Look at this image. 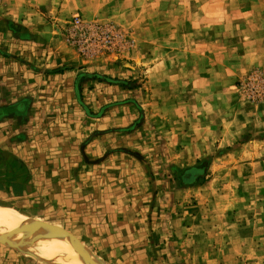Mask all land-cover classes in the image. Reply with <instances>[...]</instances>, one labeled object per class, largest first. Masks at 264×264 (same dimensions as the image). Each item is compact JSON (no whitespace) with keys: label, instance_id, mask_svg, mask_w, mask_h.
<instances>
[{"label":"rangeland","instance_id":"rangeland-1","mask_svg":"<svg viewBox=\"0 0 264 264\" xmlns=\"http://www.w3.org/2000/svg\"><path fill=\"white\" fill-rule=\"evenodd\" d=\"M138 1L170 18L190 0ZM210 1L194 35L140 34L79 13L56 21L80 59L47 63L71 70L59 97L50 79L53 92L30 99L42 53L20 40L9 48L0 208L40 223L69 257L66 239L99 264H264V0ZM8 21L0 28L21 38ZM16 235H0V264H55Z\"/></svg>","mask_w":264,"mask_h":264},{"label":"crops","instance_id":"crops-1","mask_svg":"<svg viewBox=\"0 0 264 264\" xmlns=\"http://www.w3.org/2000/svg\"><path fill=\"white\" fill-rule=\"evenodd\" d=\"M217 3L221 4L222 1L216 0L214 4ZM7 4V6L0 8V19L9 20L8 22H18L21 24L22 30H19L21 38L18 39L16 32L0 28V72H2L5 67V63H9L7 59V54L10 51L9 48L17 46L16 42H18V40L24 41L27 47L30 46V54L33 55L36 53L35 51H40L42 55L38 59L42 60L39 62L43 68H37L40 72L34 73L33 80L35 82H33L34 84L31 83L30 96H28L31 99L35 98L37 92H53L50 89L52 84L50 79H58V81L54 83V88L57 91L53 93H55L56 97H59L62 92L61 86L67 83V81L65 82L64 80L67 79L66 77L69 72L71 74V70L66 69L52 73L50 72V68H48L49 64H47L49 61H55L53 66H61L63 64H65V66H75L80 62L75 52L65 44L61 33L57 32L54 28V23L56 21L57 23H61L71 14L79 13L84 19L90 21L113 20L122 25L134 26L139 30L140 34L170 35L172 37L179 36L180 34L194 35L195 32L201 31L200 28L199 30H195L194 28L199 24L201 25L200 19L202 14H199L202 10L204 12V22L211 19L210 12L212 2L210 0L198 2L196 6L201 9V11L196 13L195 3L193 0H190L186 11L181 13L180 16L178 11L175 10L176 7H174L175 9L171 8L172 14L170 18L166 15L164 16V14L160 15V11L156 9L153 3L139 4L138 0L127 2L124 0H110V2L104 0H9ZM172 5H174L173 2ZM115 11L124 12L113 13ZM126 11L133 12L130 14V12L126 13ZM141 13H148V15L143 17ZM185 16L194 17L196 19V24H193L194 21L192 19V26L181 28L179 26V21ZM202 26H204V23L200 27ZM202 30V32L205 33L203 28ZM5 47H8V50L5 49ZM258 64L263 65L264 58L260 60ZM35 74L40 76H35ZM0 75L2 74L0 73ZM59 80H62V83L59 82ZM72 80L74 82L75 78L73 77ZM36 84L37 86L34 88ZM41 86L43 88L42 90H40ZM35 90H37L36 93ZM47 94L48 93H44L43 95L46 96Z\"/></svg>","mask_w":264,"mask_h":264},{"label":"bare ground","instance_id":"bare-ground-1","mask_svg":"<svg viewBox=\"0 0 264 264\" xmlns=\"http://www.w3.org/2000/svg\"><path fill=\"white\" fill-rule=\"evenodd\" d=\"M33 221L26 220L19 216H16L9 209L0 208V235H14L20 234L16 238V244L22 245L28 251L38 254L42 259H45L47 262L55 264H90L85 258L80 255L78 252L74 251L77 258L69 257L62 250H69L68 247L62 248V245H55L50 238L45 234L42 229L36 226ZM15 237H9L8 240L12 241ZM66 239V238H63ZM67 245L74 246L68 239ZM14 242V241H12ZM22 243V244H21ZM62 246V247H61ZM92 256V255H91ZM92 258H94L92 256Z\"/></svg>","mask_w":264,"mask_h":264},{"label":"water","instance_id":"water-1","mask_svg":"<svg viewBox=\"0 0 264 264\" xmlns=\"http://www.w3.org/2000/svg\"><path fill=\"white\" fill-rule=\"evenodd\" d=\"M37 225L40 227L41 224L38 223ZM48 229L62 234V232H58L55 229H52V228H48ZM73 245H74L75 251L78 252L80 255H82L87 261H89L92 264H99L94 258H92V256L81 245L76 244V243H73Z\"/></svg>","mask_w":264,"mask_h":264},{"label":"built area","instance_id":"built-area-1","mask_svg":"<svg viewBox=\"0 0 264 264\" xmlns=\"http://www.w3.org/2000/svg\"><path fill=\"white\" fill-rule=\"evenodd\" d=\"M75 19H76L75 24H76L77 26H79V25H80V19H78V18H75Z\"/></svg>","mask_w":264,"mask_h":264}]
</instances>
